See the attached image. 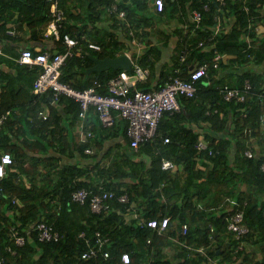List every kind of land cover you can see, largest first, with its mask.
<instances>
[{
	"label": "trees",
	"instance_id": "trees-1",
	"mask_svg": "<svg viewBox=\"0 0 264 264\" xmlns=\"http://www.w3.org/2000/svg\"><path fill=\"white\" fill-rule=\"evenodd\" d=\"M111 1L60 0V6L67 16L64 31L74 36L79 38L83 34L90 36L91 31L96 29L89 27L88 22L92 24L97 21L100 24L111 22L108 24L111 28L108 30L103 28L100 39L102 51L85 46L80 49V54L75 53L69 57L62 67L61 79L75 88H87L93 85L96 79L106 83L122 70L111 68L109 71L87 72V68L95 63L93 56L100 58L114 56V49L117 46H125V41L120 40L118 36L119 32L129 40H133L130 34L132 30L137 37H149L152 34L151 24L160 22L151 7L152 0H120V7L126 9L129 17L126 21L119 17L118 13H109L106 10L105 5ZM206 2L207 0H167L173 17L178 22L177 32L181 34L178 44L181 52L178 55L180 62L175 65V68H180L179 72L175 69L166 76V80L174 75L188 77L191 67L186 61L190 58L194 62V67L208 58L212 80L218 82L223 81L218 78L222 67L236 63H255L259 68H248L242 74H237L238 81L232 85L244 88L245 81H250L252 88L249 89L246 100L243 102L225 100L220 92H205L203 89L207 88L206 85L202 81L199 82L203 86L197 96L198 100L180 95V101L182 105L184 104L182 110L165 112L159 120L157 134L142 142L138 150L131 146L126 122L123 132L126 149L123 157L113 163L112 169L115 174L101 173L89 180L82 178L84 177L82 169L73 166L71 169L70 167L59 169L55 175L57 179L50 184L49 180L53 175L50 169L56 167L55 163L47 171L41 172L40 158L32 156L30 163L24 165V160L28 157L26 149L43 151L48 148L44 141L47 139L46 136L33 142H25L24 145L7 144L1 129L0 149L3 147L6 152L14 153L15 156L13 163L6 167V174L0 176V264L89 263L82 258L88 247L80 233L85 232L86 236L94 241L96 231L99 229L111 237L110 246L105 247L110 250L111 257L100 261L99 264H124L121 260L124 250H129L131 264H145L148 259L153 264H209L206 255L199 252L193 254L192 249L188 247L189 244L194 247L205 246L208 255L216 258L220 264L241 263L242 260L235 263L233 259V249L238 241L227 229L228 207L218 206L214 198L199 203L193 200V196L197 194L202 196L204 192L214 194L212 185L217 183L223 186L233 179H236L237 183L241 181L250 186L257 185L254 191L248 189L245 197L235 195L236 197L232 198L243 205L240 207L245 208V219L252 228L245 239L249 240L256 230L264 233V197L256 194L257 191L264 194V171L261 168L264 154L257 153L251 141L252 134L257 133L256 128L263 126L260 117L264 113L262 86L264 70L261 69H264V38L256 34L255 27L261 21L260 17L256 16L253 3L249 2L250 11H246L240 0H227V4L218 14L224 25H231V28L211 40L212 27L216 23L214 10L217 7L212 2L211 11H204L203 6ZM194 8L203 12V19L198 26L191 15ZM49 10L48 0H0V39L10 35L7 32V24L12 18H16L19 28L26 26L36 32L39 25L48 22ZM178 11L180 14L176 16L175 12ZM243 34L253 38L254 46L247 48ZM200 41H203L204 45H198ZM58 46L64 48L60 42ZM215 49L224 54L218 68L212 64ZM183 53L186 59L181 63ZM166 80L159 84L158 88ZM17 94V90L8 88L2 91L0 114L9 109V105L14 102L26 99L32 103L41 97H45L44 100L48 102L49 98L45 95L52 96L50 92L40 97L33 93L27 94L26 97H18ZM9 95H12L11 99H8ZM65 98L72 99L61 95L57 100ZM199 99L202 100V104ZM75 102L79 107V103ZM189 105L194 106L193 111L189 110ZM10 109L13 114L8 120L15 114L12 107ZM40 111L43 110H38L32 116L29 125L35 124L38 120L42 122L43 129L45 124H49L51 117L48 114L47 118H43ZM221 111L224 113L223 116ZM229 118L232 119L231 125ZM116 122L117 118L112 126H104L102 123L101 125L111 130L115 128L117 132L120 126H116ZM170 126L176 129L170 131L168 130ZM200 126L209 131L203 129L202 139L208 146L199 150L196 145ZM165 137H169L170 140L165 142ZM181 145L185 148L182 149ZM248 148L253 152L251 157L245 154ZM234 149L235 156L231 157V151ZM170 158L177 164L175 169H162L163 160ZM11 166L13 168L10 169ZM39 179L45 181L44 187L38 183ZM81 187H85L91 193L113 191L117 195L128 192L130 201L123 202L115 197L110 200L111 210L97 213L92 210L88 198L84 202L72 199V193ZM175 192L177 198L176 196L168 198ZM231 193L234 196L233 190ZM224 198L226 199L223 203L227 205L228 198L227 196ZM244 201H247V204L244 205ZM133 209L137 211L138 216H135L134 212L130 213ZM163 216H170V219L162 232L148 226L146 222L140 223L141 218L147 221L152 218L162 219ZM40 220L53 223L61 234L60 239L40 240L37 229ZM186 222L189 223V231L183 235L180 230ZM211 226L215 227V231L210 238ZM18 235L25 238L22 245L16 243ZM179 241H184L185 245L179 244ZM259 241L260 243L264 241V236L260 237ZM260 264H264V261Z\"/></svg>",
	"mask_w": 264,
	"mask_h": 264
},
{
	"label": "built area",
	"instance_id": "built-area-1",
	"mask_svg": "<svg viewBox=\"0 0 264 264\" xmlns=\"http://www.w3.org/2000/svg\"><path fill=\"white\" fill-rule=\"evenodd\" d=\"M50 1V17L43 30V35L47 38H55L57 41L63 43L64 50L51 54L43 51L34 53L30 48L21 49V53L17 58L18 62L31 67L34 65L40 67L38 75L33 82V94H35L36 97H40L42 94L50 92L54 100H57L61 95H66L79 103L80 117H85L93 108L98 113L100 121L104 126H112L117 117L126 119L128 122L127 134L131 138V146L135 150H138L142 142L148 141L157 134L159 120L165 112L173 113L182 109V103L179 98L180 95L187 98H197L203 84H205L207 87L206 89H203L205 92H220L225 100L243 102L247 98L249 89L252 88V84L249 80L245 81L244 88L232 86L226 81H213L209 60H205L192 70L190 69L188 77L182 78L179 75L169 76L161 87L154 90L138 89L136 87L138 82L145 81L148 78L151 71L149 67H145L137 62H133L131 71L122 70L108 79L106 83L96 79L93 82V85L87 88H75L69 82H65L61 79L62 67L65 65L69 57L75 53L80 54L81 48L86 46L93 50L102 51L103 45L90 40L87 37V34H83L79 38L72 35L70 32L64 31V26L67 20L66 12L60 6V0ZM119 1L120 0H112L108 5H105V8L109 13H118L119 17L126 21L129 18L128 14L126 9L120 7ZM240 1L246 11H250V3H253L255 11L257 12L256 16L260 17L261 21L257 23L255 27L256 34L259 37L264 38V2L260 3L259 0ZM212 2L216 4L217 8L214 10V20H216V23L212 27L213 33L210 37L211 40L222 32H228L231 28V25H224L223 19L218 14V12L223 9V6L227 4V0H207L203 6L204 11H211ZM152 3V8L159 12L163 11L166 7V0H153ZM191 15L193 21L198 26L203 19L202 10L194 8ZM249 20L251 21L252 18ZM7 32L13 33L14 29H8ZM130 34L133 36V40L136 41L135 32L132 30L130 31ZM243 40L247 43V48H250L252 45L254 46L253 38L250 35L243 34ZM198 45H204L203 41H200ZM223 55L224 54L218 50H214L212 64L215 68L219 67V61ZM185 59V54L183 53L181 55V63L185 62ZM179 70L180 68H176L177 72H179ZM201 81L203 83L202 85L199 84ZM12 114L10 108L0 114V131ZM40 114L43 118H47L48 116V112L44 110L40 111ZM260 118L261 123L264 126V113L261 114ZM164 140L165 142H168L170 138L165 137ZM196 146L200 150L206 148L208 143L204 139H200ZM87 151H90V149H87ZM245 154L248 157L253 156V152L249 148L245 151ZM12 163L13 156L11 153L4 152L0 155V176L6 174V167ZM175 167L176 164L172 160H163L162 169L173 170ZM261 168L264 171V163ZM115 197L123 202L130 201L128 192L117 195L113 191L91 193L85 187H81L72 193V199L75 201L84 202L88 198L92 210L97 213L111 210L112 205L110 204V200ZM243 204H247V201H244ZM222 205L224 206V204ZM240 206L243 205H241L236 199L228 198L227 210H229V212H227L226 216L227 229L233 233L234 239L238 241V243L235 244V247L233 246V259L235 262L240 259V254L245 249V237L252 230L251 226L245 219V208ZM236 207H238V209H234ZM135 216H138V214H135ZM169 219L170 216H163L162 219L152 218L147 221L141 218L140 223L145 224L146 222L148 226L162 232L168 226ZM37 229L39 239L42 241H57L61 237V234L54 227L53 223L40 220L37 224ZM210 229L211 238L215 231V227L211 226ZM188 231L189 223L186 222L182 225L180 233L186 235ZM80 236L85 239L88 247L82 254V258L89 261V263L86 264H99L100 261L111 257L110 250L105 248L111 244V237L108 233H103L100 229L97 230L96 239L94 241L87 237L85 232H81ZM24 241L25 238L23 236H16V243L18 245H22ZM148 242H150V239H148ZM179 244L185 245V242L179 241ZM188 247L192 249L193 254L199 252L202 255H206L209 264H220L216 258L208 255L209 253L205 246L201 245L194 247L189 244ZM121 260L124 264H131V254L129 250H124L122 252ZM145 264L153 263L148 259Z\"/></svg>",
	"mask_w": 264,
	"mask_h": 264
},
{
	"label": "crops",
	"instance_id": "crops-1",
	"mask_svg": "<svg viewBox=\"0 0 264 264\" xmlns=\"http://www.w3.org/2000/svg\"><path fill=\"white\" fill-rule=\"evenodd\" d=\"M151 7H153V3H151ZM170 9L167 0L163 12L153 9L154 15H158L157 18H159L160 22L158 21L157 23L151 24L152 34L149 37H137L136 34V41H134L126 39L124 35H121L120 32L118 33L120 40L125 41V46H117L116 49H114V56L128 53L133 62L151 67L148 78L145 81L138 82L136 85L138 89L158 88V85L166 80V76L176 69L175 65L180 60V56L178 55H180L181 50L178 41L181 38V34L177 32L178 22L174 19ZM175 14L178 16L180 11L175 12ZM88 23L89 27L96 30L91 31L92 33H90V36L87 35V37L98 43H100L101 36L103 35V28L107 30L111 28L108 25L111 22H102L100 24V22L97 21L93 22V24L91 22ZM7 28L14 29V32L1 38L0 101L2 91L6 88L17 90L18 97H26L27 94L33 93V82L38 75L40 67L38 65L31 67L17 61L22 48H30L34 53L43 51L51 54H54L58 50H62V48L58 46V42L60 41H57L55 38H47L43 35V30L45 28L44 24L39 25L36 32H34L31 28H27L26 26L19 28L16 24V18H12L8 22ZM180 28L181 25L179 29ZM207 59L208 58L205 60ZM186 63L189 64L190 67L194 64L191 58L188 59ZM248 68L255 69L259 67L258 64L255 63H236L229 67L224 66L220 69L219 73L221 77L219 76L218 78L234 85L238 81L237 74H242L244 70ZM261 69L264 70L263 68ZM262 86L264 87V84ZM45 96L49 98L48 102L44 100L45 97H41L36 102L32 103L24 99L20 100L21 102H14L8 107H12L15 114L14 117L9 119L2 127V134L5 140H7V144L16 143L24 145L25 142H33L45 136L47 138L44 140L48 144L46 150L33 151L25 148L28 157L24 160V165L30 163V157L32 156L40 158L39 169L41 172L47 171L50 166L55 163L56 167L50 169L53 174L51 175V180H49L50 184L54 183L57 179L55 176L56 172H59V169L64 167H70V169L71 167L73 168V166L79 167L84 171V177H82L84 180L97 177L99 176L98 174L101 173L115 174L112 169L113 163L118 158L123 157L126 149L123 132L127 120L117 117L116 126H120V129L116 132L115 128L111 130L103 127V124L101 125L98 114L93 108L85 117H80L78 114V104L72 99L65 98L59 101L54 100L50 94H46ZM11 98L12 95H9L8 99ZM195 100H198V98ZM200 103L202 104V100ZM41 109L47 111L51 117L49 124H45L46 126H43V129L42 122L38 120L35 121V124L29 125L32 116ZM193 109L194 106L189 105V110L193 111ZM229 114H231V110ZM221 115H224L223 111H221ZM229 124H232L231 118H229ZM200 127L199 139L203 137L204 130H208L204 129L202 126ZM175 129V127H168L170 131ZM256 132L257 133L253 132L254 134H252L253 138L251 141L256 152L264 154V126L256 128ZM181 147L182 149L185 148L184 145H181ZM87 149H90V151H87ZM3 151H5V148L2 147L0 153ZM108 151L110 152L108 153ZM12 154L15 156L14 153ZM232 156H235V149L233 152L231 151V157ZM171 160L175 162L173 159ZM11 168H13V166H11L10 169ZM114 178L116 179V176H114ZM38 183L43 185L41 187L46 185L45 181L41 179H39ZM221 185L222 184L215 183V185H212L213 187L210 186L214 194L204 192L202 196L198 194L193 196V200L202 203V201L214 198L215 204L217 203L218 206L224 204V206L227 207L226 203H223L224 199H226L224 196H227V198L236 197L235 195L245 197V195L248 194L246 193L248 189L254 191V189L257 188V185L250 186L245 182L239 181L237 183L236 179L227 181L223 186ZM232 190L234 196L231 195ZM176 193L177 192L169 195L168 198H175L174 196L177 198ZM256 194L260 197H264L262 192L257 191ZM57 199H59L58 195ZM131 212H134L133 214H138L135 209L130 211V213ZM262 232L256 230L249 240L245 239V251L235 263L242 260L240 264H260L264 261V241L261 243L259 241V238L264 236Z\"/></svg>",
	"mask_w": 264,
	"mask_h": 264
},
{
	"label": "water",
	"instance_id": "water-1",
	"mask_svg": "<svg viewBox=\"0 0 264 264\" xmlns=\"http://www.w3.org/2000/svg\"><path fill=\"white\" fill-rule=\"evenodd\" d=\"M95 64L87 68V72H101L112 69L123 68L131 71L133 61L128 53H122L118 56H105L103 58L93 57ZM193 68V66L191 67Z\"/></svg>",
	"mask_w": 264,
	"mask_h": 264
},
{
	"label": "clouds",
	"instance_id": "clouds-1",
	"mask_svg": "<svg viewBox=\"0 0 264 264\" xmlns=\"http://www.w3.org/2000/svg\"><path fill=\"white\" fill-rule=\"evenodd\" d=\"M48 1H50V0H48ZM50 5H51V1H50ZM49 11H50V10H49ZM48 21H49V20H48ZM46 24H47V23H46ZM46 24H45V26H46ZM8 29H10V28H8ZM44 29H45V28H44ZM0 42H1V39H0ZM0 44H1V43H0ZM62 50H64V48H63ZM92 50H93V49H92ZM58 51H60V50H58ZM80 52H81V51H80ZM37 53H38V52H37ZM77 54H78V53H77ZM193 68H195V67L193 66ZM193 68H190V69H193ZM122 70H125V69L122 68ZM122 70H121V71H122ZM230 85H231V84H230ZM182 108H183V105H182ZM181 110H182V109H181ZM181 110H180V111H181ZM176 112H179V111H176ZM3 126H4V125H3ZM200 139H202V138H200ZM200 139H199V140H200ZM199 140H198V141H199ZM4 152H6V151H3L1 154H3ZM9 153H10V152H9ZM12 156H13V154H12ZM13 161H14V156H13ZM9 165H10V164H9Z\"/></svg>",
	"mask_w": 264,
	"mask_h": 264
},
{
	"label": "rangeland",
	"instance_id": "rangeland-1",
	"mask_svg": "<svg viewBox=\"0 0 264 264\" xmlns=\"http://www.w3.org/2000/svg\"><path fill=\"white\" fill-rule=\"evenodd\" d=\"M80 6H81V5H80ZM80 6H79V7H80ZM80 11H81V9H80ZM98 25H99V24H98ZM102 31H103V30H102Z\"/></svg>",
	"mask_w": 264,
	"mask_h": 264
}]
</instances>
